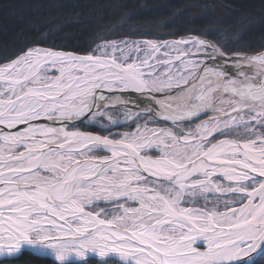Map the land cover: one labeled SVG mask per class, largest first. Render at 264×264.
I'll return each instance as SVG.
<instances>
[{
  "label": "snow or ice",
  "instance_id": "6c2138e0",
  "mask_svg": "<svg viewBox=\"0 0 264 264\" xmlns=\"http://www.w3.org/2000/svg\"><path fill=\"white\" fill-rule=\"evenodd\" d=\"M98 40L0 50V264H264V44Z\"/></svg>",
  "mask_w": 264,
  "mask_h": 264
},
{
  "label": "trees",
  "instance_id": "16d2710c",
  "mask_svg": "<svg viewBox=\"0 0 264 264\" xmlns=\"http://www.w3.org/2000/svg\"><path fill=\"white\" fill-rule=\"evenodd\" d=\"M114 2L127 7L114 9ZM8 5H23L18 7ZM260 0H0V50L48 33V42L68 50L99 43L100 34L135 28L166 39L186 35L219 41L235 50L253 52L264 44ZM125 14L134 17L123 21ZM245 17H252L249 22ZM91 264H95V260ZM12 264H54L23 253Z\"/></svg>",
  "mask_w": 264,
  "mask_h": 264
},
{
  "label": "rangeland",
  "instance_id": "374dc122",
  "mask_svg": "<svg viewBox=\"0 0 264 264\" xmlns=\"http://www.w3.org/2000/svg\"><path fill=\"white\" fill-rule=\"evenodd\" d=\"M90 259L95 260V258H90Z\"/></svg>",
  "mask_w": 264,
  "mask_h": 264
},
{
  "label": "water",
  "instance_id": "95a60500",
  "mask_svg": "<svg viewBox=\"0 0 264 264\" xmlns=\"http://www.w3.org/2000/svg\"><path fill=\"white\" fill-rule=\"evenodd\" d=\"M92 258H94V257H92Z\"/></svg>",
  "mask_w": 264,
  "mask_h": 264
}]
</instances>
